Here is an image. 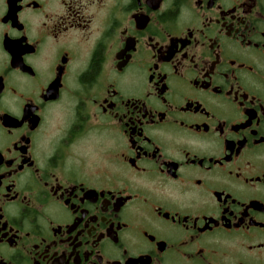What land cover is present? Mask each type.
Listing matches in <instances>:
<instances>
[{"label": "flooded vegetation", "instance_id": "obj_1", "mask_svg": "<svg viewBox=\"0 0 264 264\" xmlns=\"http://www.w3.org/2000/svg\"><path fill=\"white\" fill-rule=\"evenodd\" d=\"M0 264H264V0H0Z\"/></svg>", "mask_w": 264, "mask_h": 264}]
</instances>
